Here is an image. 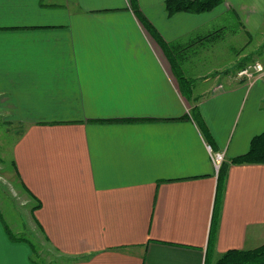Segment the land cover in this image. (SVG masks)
<instances>
[{"label": "crops", "instance_id": "0c3cea01", "mask_svg": "<svg viewBox=\"0 0 264 264\" xmlns=\"http://www.w3.org/2000/svg\"><path fill=\"white\" fill-rule=\"evenodd\" d=\"M137 3L185 75L233 33L256 38L264 64V0L173 15L165 0ZM212 67L189 100L131 0H0V119L21 125L12 156L29 226L62 264H215L264 243V163L232 161L264 132V73ZM209 146L225 153L216 220ZM0 226V264H40L1 209Z\"/></svg>", "mask_w": 264, "mask_h": 264}, {"label": "rangeland", "instance_id": "374dc122", "mask_svg": "<svg viewBox=\"0 0 264 264\" xmlns=\"http://www.w3.org/2000/svg\"><path fill=\"white\" fill-rule=\"evenodd\" d=\"M234 28V25L229 26V29L231 30H234ZM232 36L233 41L232 43L230 42V44H232V50L229 49V40H226L224 43L220 42L211 51V55L208 56L209 58L197 59V72H194L191 75L192 77L189 76L190 74L186 73L187 77L195 80V82H200L197 83L198 88L201 85H204L206 79L208 80L207 83H211V78H215L220 75L218 74V72H220L218 70L211 72V69H214L212 66L215 60L218 61L225 59L226 64H228L230 69L233 71L227 74L229 78H235V80L245 79L238 74V72L243 68L237 67L239 63L238 60L244 53L248 52L253 55L256 49V38L250 37V40L248 38L247 43H245L243 36L240 40L239 36H235L234 33ZM235 37H238L236 41H234ZM262 48L264 49V43ZM223 55H226V58L221 59ZM253 58L251 57L246 62V65L256 62L255 58L254 60ZM215 65H217V63H215ZM189 68L190 67H186L187 70H190ZM20 130L22 129L19 123H8L3 121V119H0V209L3 211L4 218L8 224L14 228V230L22 231L21 234L30 238L36 245L37 256L40 259V264H62L63 262L60 255L48 248L47 245L40 243L41 240L38 239L40 232L38 230H34L35 232H32L29 226L31 210L34 211L33 203L28 202V194L25 188L20 184L19 179L15 174L12 156L13 143L20 133Z\"/></svg>", "mask_w": 264, "mask_h": 264}, {"label": "trees", "instance_id": "16d2710c", "mask_svg": "<svg viewBox=\"0 0 264 264\" xmlns=\"http://www.w3.org/2000/svg\"><path fill=\"white\" fill-rule=\"evenodd\" d=\"M224 0H165V9L169 15H173L178 12H193L201 13L208 12L219 6ZM131 6L135 12V15L140 20L147 32L159 43L161 48L164 50L167 58L169 59L173 72L179 82L181 92L189 100L191 99L192 86L195 80L187 77L180 63V58L178 57L177 45L171 44L165 41V39L160 35L153 24L148 20L145 14L140 10L137 0H131ZM219 30L211 33L212 37L217 36ZM210 36V35H209ZM207 36V37H209ZM246 60H242L238 63V68H242L246 64ZM196 107H193L192 113L198 117L196 113ZM235 164L244 163H264V132L256 135L250 144L249 150L232 160ZM226 177V168L222 164L220 171L218 173V184L216 193V202L214 208V218L216 220L219 212V207L221 204L224 183ZM36 208V207H34ZM7 227V231H8ZM214 229L211 231V237L213 235ZM10 233V232H9ZM215 264H264V243L260 246L252 249H231L226 251L221 255Z\"/></svg>", "mask_w": 264, "mask_h": 264}, {"label": "built area", "instance_id": "2783aa9c", "mask_svg": "<svg viewBox=\"0 0 264 264\" xmlns=\"http://www.w3.org/2000/svg\"><path fill=\"white\" fill-rule=\"evenodd\" d=\"M264 73V65L260 61H256L244 66L238 74L248 80H253L257 76H260ZM211 152L212 160L215 166V171L218 174L220 168L225 160V153L223 151H212L211 146H209Z\"/></svg>", "mask_w": 264, "mask_h": 264}, {"label": "snow or ice", "instance_id": "6c2138e0", "mask_svg": "<svg viewBox=\"0 0 264 264\" xmlns=\"http://www.w3.org/2000/svg\"><path fill=\"white\" fill-rule=\"evenodd\" d=\"M2 231H3L2 226H0V232H2Z\"/></svg>", "mask_w": 264, "mask_h": 264}]
</instances>
